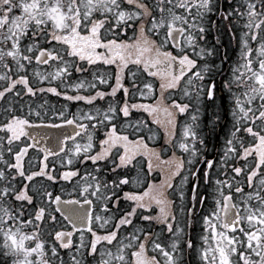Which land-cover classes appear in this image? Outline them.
<instances>
[{"label":"snow or ice","instance_id":"1","mask_svg":"<svg viewBox=\"0 0 264 264\" xmlns=\"http://www.w3.org/2000/svg\"><path fill=\"white\" fill-rule=\"evenodd\" d=\"M210 13L228 22L227 30L233 40L236 39L233 26L239 27L242 62L232 65L231 75L224 80L221 90L228 93L231 107L227 111L232 117L224 154L219 162L205 158L208 169L223 165L225 178L215 180L213 207L202 216L203 246L198 248V254L202 264H264V0H243L227 9L223 4L218 6L216 0H0V68L3 69L0 100L9 96L13 100L21 95L34 96L39 91L91 105L109 95L99 91L95 83H108L103 72L92 73L94 82L80 80L65 84L63 92L57 87L36 89L28 75L33 63L36 67L32 77L39 82H63L71 76L73 68L82 74L98 68L101 63L115 65L112 96L124 88L121 81L125 74L131 77L133 89L141 87L137 80L141 73L160 77L163 90H180L183 82L182 97L189 102L172 99L171 111L165 109L168 115L166 143L161 151L172 144L173 148L190 153L187 163L192 165L193 158L200 155L196 142L205 146V140L196 130L201 109L215 105L209 120L213 129L224 112L222 96L216 103L218 66L198 64L189 55V49L201 59L214 53L213 48L207 47L196 51L199 43L206 40ZM128 30L133 32V38L122 39L121 33ZM170 43L171 47L179 49L176 54L167 50ZM84 63L88 68L83 67ZM41 65L51 71L42 72ZM131 65H135L136 70L129 72ZM176 65H179L178 71ZM186 74L187 79L183 81ZM17 86H22V90L18 91ZM69 88L77 93L88 88L95 94L68 95ZM152 89V83H143L141 96L144 90ZM124 92L127 96L129 89L124 88ZM130 107L143 108L149 114L159 111L152 105L129 106L125 100L122 107L109 104L103 109L78 111L71 118L65 111L58 112L56 115L63 124L76 125L74 137L80 132L86 135L84 143H74L71 149L66 148L64 142L74 137L65 136L60 142L59 152L68 153L59 162L64 171H58L55 163L49 169L48 158L56 153L41 148L35 136L28 132L36 120L44 122L45 116L40 111L29 106L24 114L21 104L18 112L12 101L0 110L3 117L0 119V161L4 164L0 168V264H128V253L131 264H161L157 255H148L149 245L163 258V264H184L183 228L170 211L171 202L163 198V193L156 191L152 183H148L143 192L123 190L130 183L142 182L139 175L131 179L128 175L129 166H135L138 153L149 157V171L153 167L151 157L160 158V152L149 149L145 143L142 128L149 132L151 128L143 121H138L132 133L118 130L116 118L120 113L128 117ZM189 111L193 112L191 122L182 125L180 139L172 143L180 127L177 117ZM100 129H103L102 138H99ZM132 135L135 139H130ZM25 137L32 143H26L22 139ZM98 138L99 150L96 151ZM189 141L193 142L191 146ZM5 147L14 162L5 159ZM30 149L43 153L39 171L25 168V157ZM250 157L252 163L248 162ZM230 158L231 164L228 163ZM74 160L81 166L90 162L93 167H85L81 176L80 169L72 167ZM169 163L173 165L171 174L161 182V188L173 187L171 178L180 174L185 161L173 152ZM189 175L197 174L189 172ZM210 176L206 170L205 180ZM18 177L28 182L34 177H44L52 184L75 180L74 190L81 199L62 200L60 194L54 195L47 188L28 183L20 186ZM197 187L194 185L192 189V207H181L189 226L192 218L203 211L195 207ZM180 197L183 200L182 191ZM236 197L238 199H234ZM206 199L199 197L201 204ZM122 201L128 202L124 208H121ZM153 203L160 206L159 212L155 216L141 215ZM75 205L85 208L81 210ZM154 222L172 236L168 246L158 242ZM85 229L91 234L90 242L85 241ZM76 232H79V243L73 241ZM125 232L126 235L122 234ZM210 241L215 247L210 246ZM183 245L189 251L194 247L191 238L183 241ZM63 252H67V257Z\"/></svg>","mask_w":264,"mask_h":264},{"label":"rangeland","instance_id":"2","mask_svg":"<svg viewBox=\"0 0 264 264\" xmlns=\"http://www.w3.org/2000/svg\"><path fill=\"white\" fill-rule=\"evenodd\" d=\"M226 1H228L229 3H227ZM238 2L243 3V0H216L217 5L219 6L220 4H223L225 9H227L229 6L236 7V4ZM233 19L235 18L233 17ZM209 20L211 21V23L206 24L208 28L206 40L199 43L196 51H199L200 47H207V48H213L214 53L211 56H207L206 58L201 59L195 56L192 53L191 49H189V55L191 56V58L196 59L198 64L208 63L209 65L218 66L217 67L218 74L215 75V79L218 85V88H217L218 95H217L216 103H219L220 97L222 96L223 101H224V112L221 117V120L213 129V127L209 124V120L211 119L210 113L211 111H213L215 105L214 104L207 105L206 109H201V112L199 114V120L197 121L198 127L196 130L198 131L199 137L205 140V146L199 145L198 141L196 142L197 148L200 149V155L198 157L193 158L192 165L187 163L190 157V153L182 152L181 150L177 148V151L179 152V154L181 153L182 155L181 154L180 155L183 157V159H185L186 169H185V172L182 178L178 182L177 187L170 193L175 199L174 200L175 209H172L171 207L170 211L173 214H175L177 218V221H176L177 224H179V226L183 228L182 246L185 247V251L183 255L184 264H202V261L198 254V248H201L203 246V242L200 239V237L204 235L202 216L207 214L208 210H210L213 207V197L215 195V189H216L215 180L225 178L223 175V172H224L223 165H220L219 168H217L214 165L211 169H208V167H206V160H204V162L201 163L198 169L199 178H198V183H197L198 187L196 188L197 199L195 201V207L197 208V210L203 209V211L200 213L199 216H194L192 218L191 226H189V220L187 216L185 215L184 212L181 211V207L190 206V191H191L193 179H191L189 172H192L194 170L196 164L200 161L201 157H204L206 159H211V157L208 156V154H210L211 151L213 150V143H216L215 145L216 149H215L214 158L212 159L219 162L220 156L224 154V150L226 147L225 142H226V139L228 138V133L231 131V128H232V117L230 113L227 111L231 107V105L229 104V100H228V93L227 91H221V90L223 89L224 80L228 79L231 75L232 65L236 64L237 62H242L240 61V46H239L240 29L239 27L236 25L233 26L234 32L236 35V39L233 40L231 38L232 33H230L227 30V25H228L227 21H223L219 18L218 15L211 14V13L209 14ZM121 38L124 40H131L133 38V32L131 30H128L126 33L122 32ZM25 43H27V41H25ZM167 50L173 51V54H176V52L179 51V49L171 47V43ZM101 51L103 50L101 49ZM35 67L36 65L35 63H33L32 68L28 70V75L30 77V82L33 84V86L36 89H39L41 87L45 89L48 87H57L59 92H63L65 91V88H64L65 84L76 83L80 80H84L86 82H94L92 80V73L93 72H103L104 78L108 80V83L103 84V85L99 84L98 82H95V83L97 84V89L99 91L108 93L109 95H106L103 99L98 98L97 101L93 102V104L88 105V106H86V104H83L84 106L82 107H77V106L72 107L70 103L65 101L66 97L64 95H57V94L49 93V92L40 93L39 91H37L36 95L34 96L21 95L20 97L15 98L14 100L12 96H9V97H6L4 100H0V110L7 107L8 102L12 101L18 112L20 110L21 104L24 105V108H23L24 114L28 112V108L29 106H31L34 110L40 111L42 116H45L43 123H58V122H61V120L56 114L60 111H65L66 116L71 118L72 114L77 113L78 111L88 112L90 109L94 110L97 107H100L101 109H103V108H107L109 104L122 107L125 103V100L128 101V99L134 100L133 104H137V105L142 104V102L145 101L147 102L148 105H152L153 107H157L159 109V111H157L156 113L149 114V112L145 111L143 108H131L130 107L129 111L131 113L129 112V114H131L130 116H132L131 119L122 118L119 114V116L116 118L118 130L124 131L126 133H132L134 128L137 126L138 121L148 122V119H147L148 114L152 120H158V119L160 121L167 120L168 115L165 109H168L169 111H171V107H170L171 105H169L168 103L170 102L171 104L172 99H177L178 102H189L186 98L182 97V89L184 87L183 82L180 84L181 85L179 87L180 90L173 91L171 93H168L165 96V98L168 101H166L162 95L155 97L154 90H155L156 85H159L158 83L161 79L160 77H150L147 75V73L138 74L137 80L140 82L141 87L143 83H152L153 89L151 91L144 90V95L141 96L140 94L141 87H137L136 89H133L131 87L132 85L131 77L125 74L122 80V84L124 88L129 89L127 96H125L124 88L118 89L115 96H112L110 95L111 91H109L110 88H108V86L112 82L113 76H115V65L107 66L101 63L98 68H91L89 71L82 73V74L76 73L75 69L73 68L71 70V73H72L71 76L66 77L63 82H61L60 80L51 81V82L49 81L39 82L38 80L32 77V71L35 69ZM39 67L42 72L51 71V68L47 66L41 65ZM83 67L88 68V65L84 63ZM175 67H176V70L178 71L179 65H176ZM135 70H136L135 65H131L128 69L129 72L135 71ZM194 70L195 69H192V71ZM2 71L3 69L0 68V72ZM186 79H187V74L184 78H182V80L186 81ZM207 82L208 81H206V83ZM0 83H3V82H0ZM17 90L18 91L22 90V86H17ZM67 91H68V95H71L72 92H77L74 88H69ZM85 91H88V94H91V95L95 94L94 90H90L88 88L82 89L78 94L82 95ZM161 94H162V91H161ZM149 100H151L154 103L152 104L149 103ZM192 114L193 112L189 111L188 113L181 115V118L183 120L180 126V132H179V137L177 141L180 139V136H181L182 125L186 122L188 123L191 122L190 118ZM2 118L3 117L0 116V119ZM79 122L80 121L77 120V123ZM94 122L95 121H93V123ZM159 123H154V125L158 126ZM34 124H42V123H40L39 120H36ZM149 126L151 127V125ZM142 134L145 136V138H147L145 139V143H147L148 148L157 150L158 148L153 147L148 144L149 141H152V140H153L152 142L157 141L156 137L159 136V133H157V129L155 131L153 128V130L151 129V132H149L147 128H142ZM102 136H103V129H100L99 138H102ZM149 136H151V139H148ZM241 136H243V133H241ZM99 138L95 141V144L97 145L96 151H98L99 149L98 148ZM22 139L26 143H28L26 138H22ZM130 139H135V136L134 135L130 136ZM85 140H86V135L83 133L82 135H80L79 138L71 141L68 144L67 148L71 149L74 147V143H77V142L84 143ZM192 143H193L192 141H189L190 146ZM16 150H18V148H16ZM3 153H4V157L6 160H8L9 162H14V158L9 156V154L7 153L6 147L3 149ZM67 155L68 153H64L59 157L48 158L49 169L51 170L53 163H55L58 171L66 170L65 168L60 166L59 162L62 159H64ZM152 157H155V156H152ZM177 157L180 158L179 155H177ZM42 158H43L42 152H39L38 149H30L25 158V162H24L25 168L29 171H39V167H38L39 159H42ZM160 158H162L161 155H160ZM79 159L82 160L83 157L80 156ZM252 159L253 158L250 157L248 162L252 163ZM85 163L86 164L81 166L74 160L72 167L79 168L80 174L82 176L83 170L85 167L89 169L93 167L90 162H85ZM228 163L229 164L232 163L231 158L229 159ZM142 165H143V161L141 160L139 163V166L142 167ZM237 166H240V165L238 164ZM3 167H4L3 161H0V168H3ZM133 168H134L133 166H129L128 175L130 179L132 177H136L137 175H139L142 182L139 184L130 183L129 185L124 186V187H127L128 189H130V191H137L141 189L142 186H144L143 184L145 182V177L143 176V173H136L137 171L134 172ZM205 170H208L211 173L210 179L208 181L206 180L203 181ZM5 171H7L6 168H5ZM165 171H169V170L167 168H164L162 172H165ZM229 174L231 175L230 170H229ZM101 175H103V173H101ZM185 177H187L186 182H184ZM245 178H246V173H245ZM17 183L20 186H23L24 183H28L30 186L36 185V186H41L42 188H47V190L53 191L54 195L60 194L63 199H81V197L78 194V191L74 190V186L76 184L75 180L61 181V182L52 184L51 182L46 181V178H43V177L41 178L36 177L33 179V181H30V182L23 181L22 178L18 177ZM244 190L245 192L248 191V188L246 185L244 186ZM181 191L184 193L183 200L180 197ZM225 193H227L226 187H225ZM30 194H31V188H30ZM199 197H207V199L203 202V204H201ZM85 199H87V197H85ZM234 199H238V197ZM127 204L128 202L122 201L121 208L126 207ZM137 223H139V217H137ZM155 228L156 229H154V232L158 235V242L164 244L165 246H168L171 240L173 239L172 236L167 233L166 228L162 230L161 227L157 224L155 225ZM28 231H31V229H28ZM128 231H131V229H128ZM122 234L126 235V232ZM209 237H210V233H209ZM188 238H191L194 243V247L190 251L186 249L185 245H183V241H186ZM73 241L74 243H79V235L75 236ZM85 241L90 242V237L88 236L87 233H85ZM210 246L215 247V243L210 241ZM169 250L171 249L169 248ZM113 251H115V247H113ZM62 254L65 255V257H67L68 255L67 252H63ZM153 254L157 255V258L160 259L161 264H163V258L159 255L158 252L154 253L151 250V246L149 245L148 255L151 256ZM233 259L235 260L236 257H233ZM126 260L128 261V264H131L130 253L126 254Z\"/></svg>","mask_w":264,"mask_h":264},{"label":"water","instance_id":"3","mask_svg":"<svg viewBox=\"0 0 264 264\" xmlns=\"http://www.w3.org/2000/svg\"><path fill=\"white\" fill-rule=\"evenodd\" d=\"M179 38V37H178ZM57 130L58 133H57ZM74 133V130L71 128L70 125H64L56 129V127L53 128H46V134H48L50 137H53L51 145L53 146V151L56 152L59 150V144L61 141H63V138L65 136L70 137ZM196 185V183H194ZM192 199V196H191ZM193 202L191 203L192 207ZM85 207L78 208L83 210Z\"/></svg>","mask_w":264,"mask_h":264},{"label":"trees","instance_id":"4","mask_svg":"<svg viewBox=\"0 0 264 264\" xmlns=\"http://www.w3.org/2000/svg\"><path fill=\"white\" fill-rule=\"evenodd\" d=\"M123 80V79H122ZM114 82L116 83V80H114ZM122 82V81H121ZM161 80L159 81V88H160V90H161V87H160V84H161ZM109 91H111V90H109ZM169 104V103H168ZM170 105V104H169ZM168 120V119H167ZM167 120H164L163 121V129H165L166 128V122H167ZM176 133H177V130H176ZM174 140V139H173ZM214 144L215 143H213V150H214V148H215V146H214ZM170 145H172V144H170ZM172 152H175L174 151V149H172V151H171V157H172V155H173V153ZM212 153L213 152H211V155H212ZM172 167H173V165H170V168H169V176H170V174H171V170H172ZM167 179V176H164V172H161V174L156 178V179H154L153 180V185L155 186V188H156V191H160V192H162L163 193V197L165 196H167V191L170 189V188H168L166 185L165 186H163L162 188L160 187L161 186V182L162 181H164V180H166ZM174 181H175V177H172L171 178V183L172 184H174ZM169 201L171 202V204H172V198H169ZM159 211H155V213H154V216L158 213ZM155 223V222H154Z\"/></svg>","mask_w":264,"mask_h":264},{"label":"flooded vegetation","instance_id":"5","mask_svg":"<svg viewBox=\"0 0 264 264\" xmlns=\"http://www.w3.org/2000/svg\"><path fill=\"white\" fill-rule=\"evenodd\" d=\"M81 133H82V132H81ZM81 133H80V134H81ZM143 170H144V169H143ZM123 190H124V191H130V189H128L127 187H124ZM120 195H121V197H123V193H122V192L120 193Z\"/></svg>","mask_w":264,"mask_h":264}]
</instances>
